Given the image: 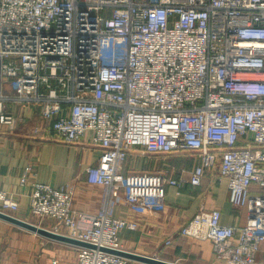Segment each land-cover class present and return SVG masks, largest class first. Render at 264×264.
I'll use <instances>...</instances> for the list:
<instances>
[{
	"label": "built area",
	"instance_id": "built-area-1",
	"mask_svg": "<svg viewBox=\"0 0 264 264\" xmlns=\"http://www.w3.org/2000/svg\"><path fill=\"white\" fill-rule=\"evenodd\" d=\"M21 106L50 122L52 139L91 134L101 152L86 170L106 189L98 213L75 209L73 185L36 183L30 197L52 231L97 247L77 248V264H139L101 250H123L120 233L138 227L113 215L114 200L185 186L163 169H126L134 153L195 158L193 187L217 171L247 224L226 226L214 209L182 235L211 242L222 264H264V0H0V126L15 130ZM19 210L0 189V212Z\"/></svg>",
	"mask_w": 264,
	"mask_h": 264
},
{
	"label": "crops",
	"instance_id": "crops-1",
	"mask_svg": "<svg viewBox=\"0 0 264 264\" xmlns=\"http://www.w3.org/2000/svg\"><path fill=\"white\" fill-rule=\"evenodd\" d=\"M16 112L21 121L15 130L0 126V189L19 201L20 210L14 216L54 229V221L40 220L30 213V197L36 183L75 186L74 207L78 211L98 213L104 208L106 189L90 184L86 172L98 164L101 156L99 148L90 144L92 135L88 134L80 144L67 145L52 139L50 122L44 121L39 111L21 106ZM196 164L197 160L188 155L134 153L129 157L126 169H163L176 179L183 177L186 184L182 188L165 186L163 197L149 203L131 204L126 192H121L112 205L113 215L138 226L120 233L123 250L176 264H222L216 259L211 242L183 236L182 230L197 214L214 209L221 210L222 224L243 227L247 212L230 204L228 181H219L217 171L207 175L200 187L191 186L187 171ZM28 167L32 171L23 184ZM58 230L68 233L64 226ZM77 248L0 219V264H77ZM257 261H264V245Z\"/></svg>",
	"mask_w": 264,
	"mask_h": 264
},
{
	"label": "water",
	"instance_id": "water-1",
	"mask_svg": "<svg viewBox=\"0 0 264 264\" xmlns=\"http://www.w3.org/2000/svg\"><path fill=\"white\" fill-rule=\"evenodd\" d=\"M0 219L5 220L7 222H10L14 225H17L23 229L29 230L33 233H36L44 238L51 239L54 241H58L61 243L69 244L78 248H89V249H95L97 248L95 245H92L87 242H83L77 239H74L68 235L61 234L54 232L52 230L45 229L43 227H40L38 225L29 223L27 221H24L16 216L2 213L0 212ZM102 251L110 253V254H115L118 256H122L124 258H127L129 260L135 261L137 263H142V264H176V263H170L161 259H158L156 257H149V256H144V255H139L136 253H131L125 250H113L109 248H101Z\"/></svg>",
	"mask_w": 264,
	"mask_h": 264
}]
</instances>
